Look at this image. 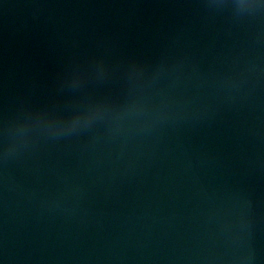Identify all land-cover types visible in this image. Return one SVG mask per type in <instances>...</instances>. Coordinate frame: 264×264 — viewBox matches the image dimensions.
<instances>
[{
    "label": "water",
    "instance_id": "obj_1",
    "mask_svg": "<svg viewBox=\"0 0 264 264\" xmlns=\"http://www.w3.org/2000/svg\"><path fill=\"white\" fill-rule=\"evenodd\" d=\"M0 264H264V0H0Z\"/></svg>",
    "mask_w": 264,
    "mask_h": 264
}]
</instances>
